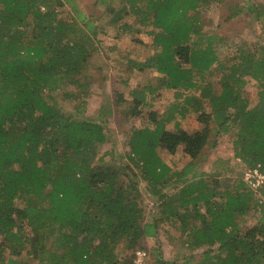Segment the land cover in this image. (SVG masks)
Segmentation results:
<instances>
[{
	"label": "trees",
	"instance_id": "trees-1",
	"mask_svg": "<svg viewBox=\"0 0 264 264\" xmlns=\"http://www.w3.org/2000/svg\"><path fill=\"white\" fill-rule=\"evenodd\" d=\"M221 1L123 0L113 13L121 28L131 27L123 21L130 14L152 26L159 48L145 61L122 59L127 70L159 72L129 90L135 105L145 106L157 90L177 95L155 129L134 135L128 158L160 214L179 224L186 249H202L171 259L153 249V264H264V183L254 191L242 173L235 178L198 168L215 130L216 136L231 132L234 157L264 173V45L257 53L235 43L231 64L218 57L221 36L203 35L201 16ZM249 12L264 33V1ZM102 32L77 0H0V234L38 264H138L137 248L158 232L157 219L146 220L138 179L126 173L131 165L109 164L113 151L100 153L107 131L85 116V78ZM192 35L200 39L191 42ZM216 71L219 91L209 79ZM247 76L259 87L255 105L244 90ZM190 112L202 129L165 127L176 113ZM159 143L171 152L183 145L191 160L172 170L157 153ZM250 213L262 223L256 234L244 227ZM125 247L131 256L122 254ZM16 255L9 260L21 262Z\"/></svg>",
	"mask_w": 264,
	"mask_h": 264
},
{
	"label": "rangeland",
	"instance_id": "rangeland-1",
	"mask_svg": "<svg viewBox=\"0 0 264 264\" xmlns=\"http://www.w3.org/2000/svg\"><path fill=\"white\" fill-rule=\"evenodd\" d=\"M84 10L96 21V24L103 27V32L97 37V51L91 57V66L88 70V77L85 80L89 83L85 90L88 92L85 100L87 108L85 116L101 123L107 131V141L101 146L100 153L113 151V154L106 156L109 164H117L126 167L131 165V170L126 173L132 178L138 179V187L141 193V200L147 207L146 220L153 221L157 219L158 232L156 236H148L143 239L144 248H137L136 260L143 264H153V249H160L165 259H171L178 254H200L202 249L190 252L182 243L181 229L178 223H171L160 214V209L154 204V194L149 192L148 184L140 176V170L130 162L128 154L131 152V140L141 129H155L158 123L164 118L171 104L176 101L177 95L173 90H157L154 97L146 103L145 106L137 107L128 92L137 86L138 83L145 85L148 81L153 82L159 75L157 70L144 73L136 70H127L125 62L122 59L129 57L136 61H145L148 57L154 56L159 48L154 43V34L150 33L152 26H142L136 21V15L130 14L124 17L123 21L131 27L121 28L119 23L112 21L113 13L122 6L123 0H77ZM264 0H223L221 2L211 3L205 11L202 12L201 33L205 36L219 35L221 41L215 47V52L220 59L226 60L228 64L233 62L232 55L236 54V44L243 43L250 50L257 53L261 52V45H264V33L261 30V24L258 19L253 18L249 9H254L256 5L263 3ZM66 12L70 10L68 6H63ZM192 14V11H190ZM232 16V17H230ZM191 42H196L200 38L192 35ZM219 72H214L209 79L216 84V91H219L217 79ZM248 82L245 85V93L250 99L251 105L258 101V84L250 76L246 77ZM77 87H75L76 89ZM69 89H73L69 87ZM78 90V88H77ZM181 97L179 100H183ZM63 111L71 112L69 103H60ZM109 108L111 112L109 113ZM205 109L211 111V107L206 103ZM104 111V112H103ZM154 115H153V114ZM176 122L184 127L188 132L193 133L204 127V124L198 120L194 112L182 116L176 113L173 118L166 121L165 127L168 130H175ZM211 140L208 146L200 155L201 159L198 168L208 173H222L227 177L237 178L247 167L241 160L234 157L233 138L231 132L220 133L216 136L213 130ZM158 155L167 163L172 170L181 169L190 160V156L184 151V146L179 145L175 151L167 150L162 143L157 148ZM84 154H78L81 157ZM225 161L223 165H218L219 161ZM243 178V175H241ZM222 187V188H221ZM170 188V187H169ZM168 188V189H169ZM167 189V190H168ZM219 189H223L220 186ZM171 190V189H170ZM220 196L222 191H219ZM246 229L260 232L262 223L257 216L252 213L246 215ZM4 236L0 234V252L6 249L3 255H0V264L6 261V264H38L37 259H29L25 252L19 253L20 249H12L4 241ZM6 240V239H5ZM3 242V243H2ZM50 245V244H48ZM28 246V245H27ZM138 251L145 254L140 258ZM122 254L131 256L132 249L124 248ZM17 256V261L13 263L11 255ZM138 262V263H139Z\"/></svg>",
	"mask_w": 264,
	"mask_h": 264
},
{
	"label": "built area",
	"instance_id": "built-area-1",
	"mask_svg": "<svg viewBox=\"0 0 264 264\" xmlns=\"http://www.w3.org/2000/svg\"><path fill=\"white\" fill-rule=\"evenodd\" d=\"M243 180L249 185V187L252 190L258 191V189L264 183V173L261 171L259 165L256 167H246L243 170ZM144 252L138 251L137 254H138L139 260L143 256V254H145ZM136 262H137V260H136ZM138 264H143V263L139 262Z\"/></svg>",
	"mask_w": 264,
	"mask_h": 264
}]
</instances>
